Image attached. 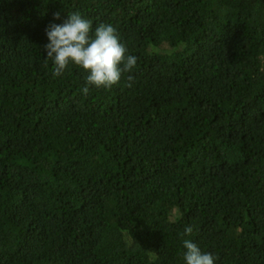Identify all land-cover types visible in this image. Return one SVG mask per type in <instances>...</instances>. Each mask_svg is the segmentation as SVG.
<instances>
[{"label":"trees","instance_id":"trees-1","mask_svg":"<svg viewBox=\"0 0 264 264\" xmlns=\"http://www.w3.org/2000/svg\"><path fill=\"white\" fill-rule=\"evenodd\" d=\"M77 11L137 57L111 89L45 64ZM183 239L264 264V0H0V264H186Z\"/></svg>","mask_w":264,"mask_h":264},{"label":"clouds","instance_id":"clouds-1","mask_svg":"<svg viewBox=\"0 0 264 264\" xmlns=\"http://www.w3.org/2000/svg\"><path fill=\"white\" fill-rule=\"evenodd\" d=\"M54 20L60 13H54ZM45 34L48 43L45 64L54 65V76L60 77L70 65L82 68L88 73L82 94L87 95L91 87L111 89L120 83L124 74L131 73L137 64V57L127 54L126 45L121 42L117 29L112 24H100L93 33L92 22L77 11L68 14L62 24L50 23ZM134 77L128 75L125 87L131 88ZM192 226H187L181 236H191ZM186 264H215V257L203 252L190 239H183Z\"/></svg>","mask_w":264,"mask_h":264}]
</instances>
